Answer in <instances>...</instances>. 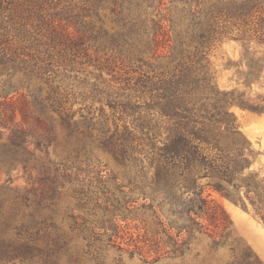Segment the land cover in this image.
I'll return each mask as SVG.
<instances>
[{
    "label": "trees",
    "instance_id": "obj_1",
    "mask_svg": "<svg viewBox=\"0 0 264 264\" xmlns=\"http://www.w3.org/2000/svg\"><path fill=\"white\" fill-rule=\"evenodd\" d=\"M225 39L264 42L255 0H0V169L39 185H0V264H103L121 233L160 252L159 228L168 256L197 232L229 250L227 264H264L212 197L252 201L254 151L230 107L264 113V95L218 88L207 52ZM253 56L244 50L249 87L264 73ZM98 151L126 170L121 181ZM135 209L166 218L141 220L136 243L116 224Z\"/></svg>",
    "mask_w": 264,
    "mask_h": 264
},
{
    "label": "rangeland",
    "instance_id": "obj_2",
    "mask_svg": "<svg viewBox=\"0 0 264 264\" xmlns=\"http://www.w3.org/2000/svg\"><path fill=\"white\" fill-rule=\"evenodd\" d=\"M258 3V8L261 15L264 17V0H255ZM248 49L249 52L254 53L255 58H262L264 60V42L259 43L257 40H251L248 44L243 45L242 43L225 39L219 44L212 47L207 52V58L214 74L215 82L221 91L236 90L239 93H244L246 97L251 98L253 101L256 100L258 95H264V73L261 76L259 83L252 84L251 87L246 86L244 83V73L247 72L248 67L246 65V58L244 57V50ZM252 56V55H251ZM230 111L236 118V123L240 132L248 139L252 145L254 154L252 156V162L248 171L252 176V189L251 198L252 201L245 200L246 208L239 204L230 202L229 200L221 197L217 194H213L212 197L218 203L222 205L230 219L233 222V226L236 234L257 254V256L264 263V221L258 215L261 208H264V113L254 112L249 109L242 108L238 105H232ZM3 132L0 137V145L7 142L8 132ZM29 153H34L36 156H42V153L35 150L33 146L27 145ZM54 148H49L50 157H54ZM97 156L100 158L101 164L100 169L104 170V174L113 172L117 174L121 181L123 172L126 170L122 169L111 156L98 151ZM146 165V162H144ZM10 182H7L8 176L6 172L0 169V185H4L9 189H31L39 187L35 180L36 173L30 174L24 172L22 168L16 167L10 171ZM125 191L128 188L125 187ZM61 204L67 205L72 202L71 190L68 186L59 190ZM142 204V200L139 199L135 207ZM230 206L235 212L234 216L227 207ZM137 209V208H136ZM134 210V212L128 216V220L121 218L117 219L116 224L121 229L129 232L132 239L136 242L137 236L143 234L141 220H145L152 226L155 227V223L161 219L165 221V214L157 212L159 215L150 216L151 213L146 212L145 215L141 211ZM124 231V232H125ZM123 234L125 235V233ZM159 235L156 237L160 241L161 248H165L164 251H156L155 246L152 248L145 247L143 252L133 249V245L128 246L125 239V235L117 240L115 247L105 246L102 252L103 264H117L120 260V264H227L230 261V253L228 249H221L215 253L211 239L205 235L195 233L193 236L188 237L183 233L180 238L188 239V242L183 246L175 255L168 256L165 254L166 251L171 252L173 249L171 245L164 244L167 237L159 228ZM111 234L110 232L108 235ZM176 238L177 231L175 229L169 232ZM141 240V239H140ZM121 242V243H120ZM142 246V243H138ZM164 245H166L164 247ZM118 248H123L119 250ZM156 257L159 260L155 262ZM60 264H70L62 260ZM82 264H96L94 261L89 259L83 260Z\"/></svg>",
    "mask_w": 264,
    "mask_h": 264
}]
</instances>
